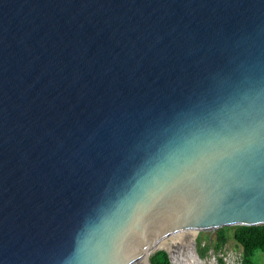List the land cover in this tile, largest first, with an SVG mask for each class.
<instances>
[{
  "label": "water",
  "instance_id": "1",
  "mask_svg": "<svg viewBox=\"0 0 264 264\" xmlns=\"http://www.w3.org/2000/svg\"><path fill=\"white\" fill-rule=\"evenodd\" d=\"M237 226H264V0H0V264H172Z\"/></svg>",
  "mask_w": 264,
  "mask_h": 264
},
{
  "label": "trees",
  "instance_id": "2",
  "mask_svg": "<svg viewBox=\"0 0 264 264\" xmlns=\"http://www.w3.org/2000/svg\"><path fill=\"white\" fill-rule=\"evenodd\" d=\"M229 228L217 230L213 241V249L220 253L229 241ZM203 234L198 238L200 241ZM233 238L242 247V264H254L253 255L257 251L264 253V226H237L234 227ZM209 248V245L204 247ZM220 261V260H219ZM154 264H171L168 254L165 251H158L152 256Z\"/></svg>",
  "mask_w": 264,
  "mask_h": 264
},
{
  "label": "rangeland",
  "instance_id": "3",
  "mask_svg": "<svg viewBox=\"0 0 264 264\" xmlns=\"http://www.w3.org/2000/svg\"><path fill=\"white\" fill-rule=\"evenodd\" d=\"M226 228H229V241L220 253H216L212 247L217 231L214 234L210 231H200L197 236L192 235L188 240L190 244H194L197 255L200 256L205 264H242L243 250L233 238L234 227ZM202 234L203 236L199 241L198 238ZM168 241L172 247L180 246L183 243L178 238L169 239ZM207 245H209V248L204 250V247ZM252 259L254 264H264V253L257 251L254 253Z\"/></svg>",
  "mask_w": 264,
  "mask_h": 264
},
{
  "label": "bare ground",
  "instance_id": "4",
  "mask_svg": "<svg viewBox=\"0 0 264 264\" xmlns=\"http://www.w3.org/2000/svg\"><path fill=\"white\" fill-rule=\"evenodd\" d=\"M194 248V244L189 242H183L180 246L172 247L170 252L172 264H205Z\"/></svg>",
  "mask_w": 264,
  "mask_h": 264
}]
</instances>
